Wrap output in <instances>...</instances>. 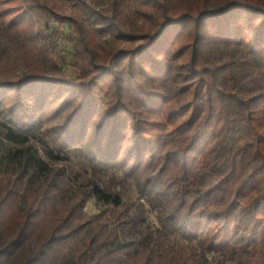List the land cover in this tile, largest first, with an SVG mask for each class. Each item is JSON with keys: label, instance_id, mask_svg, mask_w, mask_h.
I'll use <instances>...</instances> for the list:
<instances>
[{"label": "trees", "instance_id": "1", "mask_svg": "<svg viewBox=\"0 0 264 264\" xmlns=\"http://www.w3.org/2000/svg\"><path fill=\"white\" fill-rule=\"evenodd\" d=\"M52 1L30 0L0 44L37 41V21L61 20ZM79 3L61 20L78 80H0V264H264V0ZM12 85L33 102L17 120ZM66 92L77 104L50 145L36 109Z\"/></svg>", "mask_w": 264, "mask_h": 264}, {"label": "rangeland", "instance_id": "2", "mask_svg": "<svg viewBox=\"0 0 264 264\" xmlns=\"http://www.w3.org/2000/svg\"><path fill=\"white\" fill-rule=\"evenodd\" d=\"M30 0H0V27H4L10 23V20H18L19 14L23 9L26 10L27 3ZM51 4V13L52 16L57 18L66 19L70 16L74 15L75 11H79V0H53L50 2ZM25 17L24 24L28 26L29 20H33V16H29L27 11L24 12ZM21 17V18H22ZM46 17H50L49 14ZM45 19V18H43ZM57 19H49V20H39L35 23L33 30H35L34 34L36 35L37 41L27 42L23 39L20 40V43L17 46L9 47L0 44V80H12L17 81L23 76L27 74H40L44 73L46 76L57 77L69 83L70 81L78 80L79 75L81 73L80 69L73 64L74 62V54L75 51L73 47L67 46L65 51H59L56 49L55 41L58 35V29L61 23H66ZM23 25L22 23H19ZM51 24H55L57 28L50 27ZM13 29L17 30L15 26ZM51 31V32H50ZM20 36V35H19ZM108 36H100L101 41H105V38ZM0 38H1V30H0ZM70 40V39H69ZM139 43V41L137 42ZM136 43L130 45L123 43L122 45L125 47L135 46ZM95 74V75H94ZM99 71H94L90 73V78L93 80H99ZM94 76V77H93ZM109 78L107 79V82ZM101 83V93L105 94L108 88V83ZM97 85L100 84L97 81L95 82ZM12 89L7 93L3 100V109L6 114L10 117L17 120L15 117L20 113L21 109H18V105L28 107L32 109L29 104L33 103L30 99L19 97V93L17 91V86L12 85ZM67 93V92H66ZM64 94L57 100L52 101L53 103H49L41 109L37 108V114L40 115L43 120L45 119L44 130L45 137L49 140L50 145H58L61 144L64 138V128L63 125L69 117V114L72 112V106H75L77 103L74 100H69L66 98L69 93ZM137 95V94H136ZM132 98L129 99V102H133V98L136 96L132 95ZM51 106V107H50ZM98 113L95 118L99 119L101 115ZM2 115H0L1 118ZM1 120V119H0ZM47 135V136H46ZM44 138L43 136H41ZM35 141L34 145L38 149V153L42 154V144L43 142L38 139H33ZM55 142V143H54ZM72 172L77 175V179L79 181H85L89 175V170L87 164L82 160L75 159L71 164ZM71 172V173H72ZM72 173V174H73ZM71 174V181H77V179ZM74 174V175H75ZM120 177V175H117ZM122 195L125 200H134L137 195L136 185L131 179H128L125 182L123 189L121 190ZM69 208H72L71 206ZM83 212L87 216H91L101 211V207L95 202V200L91 198H87L83 204ZM53 211V210H52ZM153 211H149L147 213L148 221L150 224L155 223V216Z\"/></svg>", "mask_w": 264, "mask_h": 264}, {"label": "built area", "instance_id": "3", "mask_svg": "<svg viewBox=\"0 0 264 264\" xmlns=\"http://www.w3.org/2000/svg\"><path fill=\"white\" fill-rule=\"evenodd\" d=\"M50 27H55L57 28V26H55V24H51ZM51 32V31H50ZM68 32V25L67 23H61L58 29V35H57V39H56V43L55 46L57 50L59 51H65V49H67V46H70V41L68 40L66 33Z\"/></svg>", "mask_w": 264, "mask_h": 264}]
</instances>
